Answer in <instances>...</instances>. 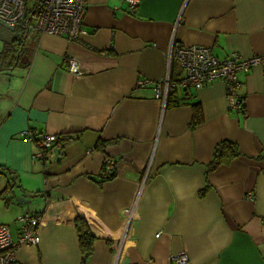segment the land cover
I'll use <instances>...</instances> for the list:
<instances>
[{"label": "crops", "instance_id": "0c3cea01", "mask_svg": "<svg viewBox=\"0 0 264 264\" xmlns=\"http://www.w3.org/2000/svg\"><path fill=\"white\" fill-rule=\"evenodd\" d=\"M83 28L79 41L32 29L24 66L0 72V166L16 177L0 225L16 243L18 218L40 216L38 245L18 246L14 264H82L78 217L95 237L85 264H172L181 251L187 264H264V70L238 75L239 113L222 81L183 90L179 65L168 70L173 39L219 59L263 55L264 0H140L133 14L124 0H86ZM167 73L177 86L163 102L153 85ZM41 135L59 143L44 160ZM224 141L238 155L211 169ZM104 159L114 170L100 181Z\"/></svg>", "mask_w": 264, "mask_h": 264}, {"label": "built area", "instance_id": "2783aa9c", "mask_svg": "<svg viewBox=\"0 0 264 264\" xmlns=\"http://www.w3.org/2000/svg\"><path fill=\"white\" fill-rule=\"evenodd\" d=\"M129 14L135 12L140 0H124ZM86 12V0H34L33 5L27 10V0H0V29L12 31L19 25L26 14L32 20V29L43 34L63 37L68 41H79L85 30L83 18ZM173 62H176L183 72V77L178 86L183 90H200L214 83L222 81L225 87L227 110L230 113H239L243 109V96L239 92L238 75L246 74L255 67L264 70V54L249 59L242 58L232 52L228 57L219 59L211 50L204 46H182L170 41L168 50V70ZM68 71L74 76L84 75L80 64L72 57L65 59ZM148 85V81L140 80L138 88ZM177 84L169 80V73L164 82L155 83L154 99L166 101L170 89L176 88ZM23 136L29 141L34 137L25 132ZM40 150L36 154L39 159H47L54 148L58 147V137L54 135L39 136ZM114 170V162L104 159L101 167V175L105 178ZM140 190V188H139ZM139 193V191H138ZM135 198L133 207L129 211V217L133 215L136 205ZM21 222L20 235L14 243L6 226L0 225V264H14L16 262L15 250L18 246H37L40 240L37 227L40 222L39 215H23L18 218ZM172 264H187L189 257L186 251L171 255Z\"/></svg>", "mask_w": 264, "mask_h": 264}, {"label": "trees", "instance_id": "16d2710c", "mask_svg": "<svg viewBox=\"0 0 264 264\" xmlns=\"http://www.w3.org/2000/svg\"><path fill=\"white\" fill-rule=\"evenodd\" d=\"M29 13L26 14L23 21L17 25L12 31H6L10 37L3 43V47L0 50V72H9L15 68L24 66V61L27 58L29 47L26 44L29 32L32 30V20L29 19ZM193 117L191 119V126H194L200 122V111L197 104L192 106ZM238 155L236 146L228 141H224L217 145L214 150V160L210 165L213 169L221 163L220 158L227 157L232 158ZM101 173V172H100ZM113 173L110 175L112 176ZM0 176L5 177V188L0 192V200L8 205L13 199V189L16 177L6 167L0 166ZM110 176L103 177L99 175L100 181L108 179ZM74 227L78 238V245L81 255L83 256V263L88 260L93 252V243L95 237L91 234L86 221L78 217L75 219Z\"/></svg>", "mask_w": 264, "mask_h": 264}, {"label": "rangeland", "instance_id": "374dc122", "mask_svg": "<svg viewBox=\"0 0 264 264\" xmlns=\"http://www.w3.org/2000/svg\"><path fill=\"white\" fill-rule=\"evenodd\" d=\"M34 0H27V10L33 5ZM10 35L4 30L0 29V50L3 47V43L9 39ZM4 208L3 203L0 201V219L3 217V214L1 212V209Z\"/></svg>", "mask_w": 264, "mask_h": 264}, {"label": "water", "instance_id": "95a60500", "mask_svg": "<svg viewBox=\"0 0 264 264\" xmlns=\"http://www.w3.org/2000/svg\"><path fill=\"white\" fill-rule=\"evenodd\" d=\"M17 201L20 202V203H29V202H30V201L25 200V199H23V198H20V199H18Z\"/></svg>", "mask_w": 264, "mask_h": 264}]
</instances>
